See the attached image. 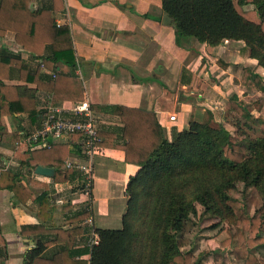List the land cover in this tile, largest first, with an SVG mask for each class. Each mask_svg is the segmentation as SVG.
<instances>
[{
	"label": "trees",
	"instance_id": "1",
	"mask_svg": "<svg viewBox=\"0 0 264 264\" xmlns=\"http://www.w3.org/2000/svg\"><path fill=\"white\" fill-rule=\"evenodd\" d=\"M163 9L173 20L178 46L189 48L192 40L212 47L225 41H244L251 57L264 67V0H163ZM65 11V0H0V39L13 33L16 43L41 62L33 71L20 55L0 51V117L25 115L32 124L43 118L34 95L5 84L16 74L20 82L50 93L54 106L86 101L81 78L58 71L59 64L72 70L78 67L70 27L59 26L55 19L56 13ZM44 70L52 74H44ZM242 84L264 94V78L251 70H245ZM162 85L163 95L154 111L92 106L123 123L121 135L101 131L100 146L123 151L126 162L140 170L127 186L122 229L97 230L100 242L91 249L89 263L73 257L77 238L87 229L46 226L59 209L49 198V186L32 181L22 188L16 183L17 173H1L0 189L11 191L16 205L27 208L30 201L38 205L39 223L22 227L24 237L39 238L25 264H205L203 259H195L193 249L186 250L191 241L184 233L193 217L208 215L237 225L236 245L231 239L222 242L237 264H261L256 253L264 252V205L250 217L243 201L232 192L241 183L244 190L255 187L264 201V116L255 117L246 102L234 95L226 110L233 114L235 125L258 129L260 137L245 139L238 127L232 134L224 127L215 128L210 121L198 123L192 113L189 128L174 129L169 141L157 112H172L174 100L172 91ZM79 139L73 136L70 144L27 150L19 154L20 168L50 166L56 171V183L67 182L76 175L66 169V161L82 158ZM77 176L84 181L83 174ZM33 186L44 192L37 195ZM70 208L64 205L62 211ZM92 216L84 209L65 224L82 223ZM5 246L0 228V262Z\"/></svg>",
	"mask_w": 264,
	"mask_h": 264
},
{
	"label": "crops",
	"instance_id": "2",
	"mask_svg": "<svg viewBox=\"0 0 264 264\" xmlns=\"http://www.w3.org/2000/svg\"><path fill=\"white\" fill-rule=\"evenodd\" d=\"M65 3L66 11L56 13L55 19L59 26L70 27L78 67L72 70L59 64L58 71L75 73L81 78L85 99L93 107L119 105L154 111L157 100L163 95L164 84L173 93L174 108L172 112L158 111L157 118L169 141L174 129L181 132L189 128L192 113L198 123L210 121L212 126L224 127L233 134L236 122L226 106L234 95L246 102L255 117L264 116V94L242 84L246 69L264 78V67L251 57L244 41H225L212 47L192 40L189 48L178 46L173 24L165 23L163 0H65ZM2 49L20 55L33 71L41 64L16 43L13 33L0 39V51ZM43 73L52 74L46 70ZM5 84L22 87V93L34 95L40 110L51 99L50 93L20 82L17 74ZM256 96L263 98L261 103L257 102L260 103L259 115H255L250 106L256 103L252 100ZM59 105L70 108L74 103L68 101ZM95 113L100 119L101 131L121 135L123 123L119 117ZM172 116L176 117L175 121H171ZM40 124V119L32 124L25 115L0 117V176L4 171L17 173L16 183L22 188L32 181L48 185L49 198L59 209L54 221H48L46 226L87 229L77 238L73 257L89 263L92 233H97L98 229H122L128 204L127 186L140 168L128 164L123 151L102 148L93 161V185L89 194L83 190L84 181L77 176L82 174L79 171L70 169L75 178L56 183L54 177L36 174L37 167L21 169L19 154L41 150L30 142ZM77 159L81 158L71 157L66 163ZM256 190L249 187L245 191L253 194ZM33 191L40 195L44 189L33 186ZM64 205L71 208L62 211ZM249 205L247 202V213L252 217L261 203L253 211ZM27 206L16 205L14 194L0 189V228L6 239L1 264H25L28 253L37 248L39 238L22 235L23 226L39 223L38 205L30 201ZM84 209L92 212V218L65 224L70 216ZM256 254L264 264V252Z\"/></svg>",
	"mask_w": 264,
	"mask_h": 264
},
{
	"label": "built area",
	"instance_id": "3",
	"mask_svg": "<svg viewBox=\"0 0 264 264\" xmlns=\"http://www.w3.org/2000/svg\"><path fill=\"white\" fill-rule=\"evenodd\" d=\"M42 110L44 114L40 127L30 138V142L35 148L45 149L72 139L73 136H79L78 143L82 149V158L68 161L66 168L84 175L83 190L89 194L93 185V161L102 151L100 119L88 101L66 108L62 105L54 106L50 99L45 102ZM175 120L176 117L172 116L171 121ZM99 242V235L93 232L89 242L90 248L99 245Z\"/></svg>",
	"mask_w": 264,
	"mask_h": 264
},
{
	"label": "rangeland",
	"instance_id": "4",
	"mask_svg": "<svg viewBox=\"0 0 264 264\" xmlns=\"http://www.w3.org/2000/svg\"><path fill=\"white\" fill-rule=\"evenodd\" d=\"M254 100V104H250L253 109L255 115H259L260 112L258 110L259 104L263 100L262 97L256 96L252 98ZM259 100V104L257 103ZM263 102V101H262ZM264 105V102H263ZM263 114V113H262ZM101 126V124H100ZM215 128H220V126L216 125ZM232 127V126H231ZM239 129V133L242 137L246 138H258L260 137V131L258 129L254 130L253 127L245 125L236 126L235 128ZM233 131V128H230ZM74 188V185L72 186ZM254 191V190H253ZM244 190L243 184L239 183L237 190L232 192L234 198L243 201L246 213H247V202L250 204V210L253 211L257 206H261L256 210L255 215L260 211H262V207L264 205V201L262 196L256 190L253 194L250 192L247 194ZM247 199V200H246ZM261 200V201H260ZM199 212H202V209L199 208ZM249 216V214L247 213ZM253 217V216H252ZM237 225H233L228 221L220 222V220L212 218L210 215L201 217H193L192 220L188 223L186 231L184 233V237H187L191 241L190 247L186 248L193 249L195 252V259H203L206 262H213V264H234L235 260L230 255V250L224 248L222 246V242L231 239L232 245L233 241L237 239ZM237 242V241H236Z\"/></svg>",
	"mask_w": 264,
	"mask_h": 264
},
{
	"label": "water",
	"instance_id": "5",
	"mask_svg": "<svg viewBox=\"0 0 264 264\" xmlns=\"http://www.w3.org/2000/svg\"><path fill=\"white\" fill-rule=\"evenodd\" d=\"M172 22H173V20L169 16H166L165 23L171 24ZM36 174L41 175V176H45V177H54L55 170L53 168H50V167L38 166L36 169Z\"/></svg>",
	"mask_w": 264,
	"mask_h": 264
}]
</instances>
